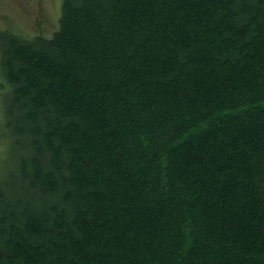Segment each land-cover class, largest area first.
I'll return each mask as SVG.
<instances>
[{
	"label": "trees",
	"instance_id": "trees-1",
	"mask_svg": "<svg viewBox=\"0 0 264 264\" xmlns=\"http://www.w3.org/2000/svg\"><path fill=\"white\" fill-rule=\"evenodd\" d=\"M0 141V264H264V0L0 30Z\"/></svg>",
	"mask_w": 264,
	"mask_h": 264
},
{
	"label": "rangeland",
	"instance_id": "rangeland-1",
	"mask_svg": "<svg viewBox=\"0 0 264 264\" xmlns=\"http://www.w3.org/2000/svg\"><path fill=\"white\" fill-rule=\"evenodd\" d=\"M61 4L62 0H38L37 4L24 3L23 0H0V30H9L24 38L37 34L48 39L58 29ZM2 143L0 141V147ZM5 160L3 151L0 166L4 165Z\"/></svg>",
	"mask_w": 264,
	"mask_h": 264
},
{
	"label": "flooded vegetation",
	"instance_id": "flooded-vegetation-1",
	"mask_svg": "<svg viewBox=\"0 0 264 264\" xmlns=\"http://www.w3.org/2000/svg\"><path fill=\"white\" fill-rule=\"evenodd\" d=\"M24 3H29V2H35L37 4L38 0H23ZM38 24H41V22H39ZM37 26V23H36Z\"/></svg>",
	"mask_w": 264,
	"mask_h": 264
}]
</instances>
